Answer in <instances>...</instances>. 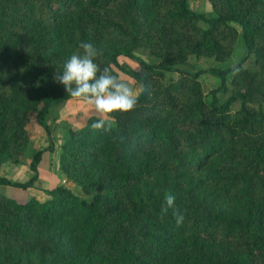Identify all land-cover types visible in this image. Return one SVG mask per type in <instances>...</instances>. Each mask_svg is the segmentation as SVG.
<instances>
[{"label": "trees", "instance_id": "1", "mask_svg": "<svg viewBox=\"0 0 264 264\" xmlns=\"http://www.w3.org/2000/svg\"><path fill=\"white\" fill-rule=\"evenodd\" d=\"M207 1L210 13L191 0H0V168L25 160L33 119L49 140L28 183L0 185L33 187L55 150L50 113L75 98L54 74L81 42L102 53L101 70L143 87L106 130L94 132L92 116L68 131L60 171L84 197L0 194V264H264V0ZM240 41L244 58L232 63ZM166 193L182 225L172 209L160 219Z\"/></svg>", "mask_w": 264, "mask_h": 264}, {"label": "clouds", "instance_id": "2", "mask_svg": "<svg viewBox=\"0 0 264 264\" xmlns=\"http://www.w3.org/2000/svg\"><path fill=\"white\" fill-rule=\"evenodd\" d=\"M79 47L82 53H74L65 61L62 70L56 69L54 80L64 87L67 96L81 100L94 109L98 118L92 123V130L104 131L106 122L114 113H129L135 109L138 92L113 75L110 68L100 69L95 60L102 53L93 44L81 42ZM170 209L177 225H182L184 215L175 207V196L166 193L161 220Z\"/></svg>", "mask_w": 264, "mask_h": 264}, {"label": "crops", "instance_id": "3", "mask_svg": "<svg viewBox=\"0 0 264 264\" xmlns=\"http://www.w3.org/2000/svg\"><path fill=\"white\" fill-rule=\"evenodd\" d=\"M201 2L204 3L203 5H205V7L209 9V11L211 10V7L207 0H201V1L195 0L194 5L197 6L198 8L199 7L198 3ZM191 6L194 9L193 4ZM80 102L82 101L78 99H72L52 109L49 117V123L52 125L53 135L56 141L55 150L53 152H48L43 156V160L38 169V179L36 180L34 186L28 188L27 190H23L12 186L0 185L1 195L12 198L19 203H26L31 199H35L41 203H44L51 199L49 192L58 187H66L68 189H71L76 194V188L68 184L66 177L60 171V164H59L60 147L64 143L68 131L73 128H70L67 131L63 130L62 132L60 124L65 120L67 121V119L69 120L76 111L78 112L79 107H77L76 104ZM81 107H83V105H81ZM33 121L29 124L27 128L29 137L31 138V140L34 139V137H32V132L34 131H36L38 135L43 136V142H42V146H40L41 147L40 149L41 150L45 149L46 147L49 146V140L47 134L44 129H41L39 127L40 125L38 124H37L38 126L37 128L32 127L33 130L29 129L30 126H33L34 124ZM30 165H31V160H27L26 162L23 161L18 165H14V164L5 165L0 168V177L7 178L13 183L26 184L35 175L32 172ZM12 194L13 195L16 194L17 197H19L18 198L19 200L11 196Z\"/></svg>", "mask_w": 264, "mask_h": 264}, {"label": "rangeland", "instance_id": "4", "mask_svg": "<svg viewBox=\"0 0 264 264\" xmlns=\"http://www.w3.org/2000/svg\"><path fill=\"white\" fill-rule=\"evenodd\" d=\"M194 1L195 0H191V3L194 6L193 10H195L196 12H199V13H210L209 9L207 7H205V5H203L204 4L203 2L198 3L199 7L197 8V6L194 5ZM199 1H201V0H199ZM191 3H190V6L192 5ZM139 53H143V51H141ZM143 55L150 62H152V63L156 62L154 59H150L149 58V55H148L147 52H145ZM244 55H245V47H244V45L241 44V41H240V43L237 45V49L235 51L234 56L231 58V62L235 63V62L241 61L244 58ZM120 63H125L126 65L129 66V68H132L133 70H138V68H139L138 63L136 61H133V60L121 58L120 59ZM190 63L192 65H194L196 68L203 69L205 71L208 70V69H211V68H213V67H215L217 65L215 63V60L212 59V58H199V59L191 58ZM251 66H252V60L250 59L245 64V67L250 68ZM119 74H120V78L119 79L122 80L123 82L128 83L131 87H133V89L138 92V96H140V94L143 91L142 85L138 81H136L134 78H132V77H130L128 75H125L124 73H122L120 71H119ZM169 76L170 75L167 74V78H169ZM172 76L174 78H178L177 74H173ZM201 81L203 82L204 90H205L206 93L209 92L211 89H214L216 87L215 84H214V78L212 76H210V75L206 74V75L202 76ZM223 97H224V99H227V96H223ZM76 105H77V107H79L78 112L76 111L71 116V118L69 120L67 119V121L65 120L64 122H62L60 124L62 132H63V130L67 131L70 128L82 127V126H84V124L86 123V121L90 117L97 116V114L95 113L94 109L91 106H89L87 103L82 101V102H80V103H78ZM81 105H83V107H81ZM33 123H34L33 126L29 127V129H31V130H33L32 127H35V128L38 127L35 119H34ZM39 127L41 129H43L41 126H39ZM32 137H34V139L31 140V138H30L31 147L29 149L27 157L25 158V160H23L25 162L27 160H31L32 155L36 151L41 150L40 146H42L43 136L38 135V133L36 131H34V132H32ZM75 188H76V195L79 196V197H84L83 193L81 192V190L78 187H75ZM11 196H13L17 200H19L18 199L19 197H17L16 194H14V195L12 194ZM20 200H22V199H20Z\"/></svg>", "mask_w": 264, "mask_h": 264}]
</instances>
